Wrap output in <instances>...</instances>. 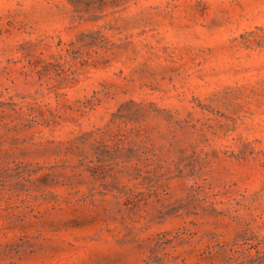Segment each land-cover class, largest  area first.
<instances>
[{
	"label": "rangeland",
	"instance_id": "1",
	"mask_svg": "<svg viewBox=\"0 0 264 264\" xmlns=\"http://www.w3.org/2000/svg\"><path fill=\"white\" fill-rule=\"evenodd\" d=\"M0 264H264V0H0Z\"/></svg>",
	"mask_w": 264,
	"mask_h": 264
}]
</instances>
